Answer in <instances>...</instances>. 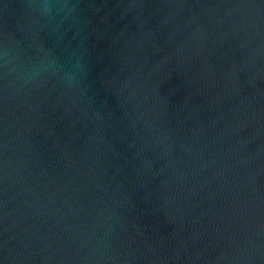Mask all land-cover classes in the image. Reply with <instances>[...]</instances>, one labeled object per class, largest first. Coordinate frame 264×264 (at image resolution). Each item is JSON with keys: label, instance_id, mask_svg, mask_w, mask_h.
Listing matches in <instances>:
<instances>
[{"label": "water", "instance_id": "obj_1", "mask_svg": "<svg viewBox=\"0 0 264 264\" xmlns=\"http://www.w3.org/2000/svg\"><path fill=\"white\" fill-rule=\"evenodd\" d=\"M0 264H264V0H0Z\"/></svg>", "mask_w": 264, "mask_h": 264}]
</instances>
